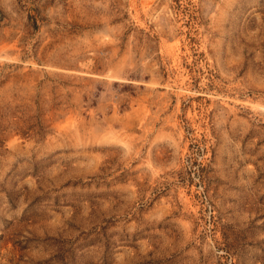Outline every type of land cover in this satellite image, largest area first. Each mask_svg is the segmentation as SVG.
Here are the masks:
<instances>
[{"label":"rangeland","instance_id":"1","mask_svg":"<svg viewBox=\"0 0 264 264\" xmlns=\"http://www.w3.org/2000/svg\"><path fill=\"white\" fill-rule=\"evenodd\" d=\"M0 264H264V0H0Z\"/></svg>","mask_w":264,"mask_h":264}]
</instances>
